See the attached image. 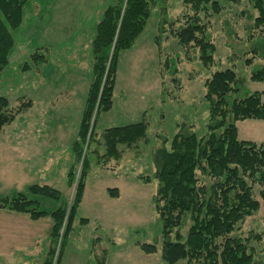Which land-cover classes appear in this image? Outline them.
I'll list each match as a JSON object with an SVG mask.
<instances>
[{"label":"rangeland","instance_id":"374dc122","mask_svg":"<svg viewBox=\"0 0 264 264\" xmlns=\"http://www.w3.org/2000/svg\"><path fill=\"white\" fill-rule=\"evenodd\" d=\"M37 1V16L27 15L22 29L16 34V49L7 67L0 71V96L9 98L13 110L23 99L33 101L31 107L20 112L0 131V196H10L14 192L29 194L30 185L48 184L61 190L64 198L71 202L81 171V163H75L72 156L71 145L78 134L92 80L91 41L94 26L111 0ZM218 1L223 6L220 13L211 8L201 13L216 45L211 66L202 64L198 50L186 52L171 34V21L182 18L183 0H155L146 27L133 47L121 53L113 107L100 113L95 131L100 136L105 128L144 119L148 122L149 142L141 148L139 157H136L137 148L124 147V155L118 164L111 162L101 166L93 161L95 158L91 159L93 163L86 179L84 199L63 250L61 264H99L97 254L104 248L108 251L106 264H167L161 256L162 222L153 201L158 181L153 179L145 183L139 179L140 175L152 176L155 172L153 149L164 137L169 140L168 146L182 123L193 125L199 137L208 133L210 113L204 83L216 70L233 68L238 73L243 80L238 97L264 91V81H254L250 77L264 61L255 58L251 65L245 62L253 57L250 50L255 39L250 35L258 11L250 0ZM163 20L166 21L165 28L160 32ZM225 20L229 22V28L225 27ZM177 25L178 22L174 24ZM42 47L48 61L38 65L39 69L23 71L22 64L29 59V54ZM237 126L240 139L264 142V120H241ZM96 147L98 143L92 142L90 150ZM15 159L24 164L25 170ZM72 166L76 180L71 186L67 173ZM116 187L120 196L114 198L107 188ZM261 189L256 186V197L261 204L259 210L246 217L235 234L252 236L250 246L254 247L255 257L264 261ZM38 198L41 209L57 207L58 203L51 198ZM26 217L18 229H23L26 246L40 253L49 243L52 219L32 220L27 214ZM81 217L88 218V223L81 224ZM189 225L190 221L182 233L186 234ZM256 234H261L262 238L256 239ZM97 238H100L99 242H95ZM8 241L10 245L20 243V239L13 236ZM136 242L154 243L157 252L147 254ZM17 259L12 262L39 264L41 256L31 255L27 249ZM177 264L188 263L183 259Z\"/></svg>","mask_w":264,"mask_h":264},{"label":"trees","instance_id":"16d2710c","mask_svg":"<svg viewBox=\"0 0 264 264\" xmlns=\"http://www.w3.org/2000/svg\"><path fill=\"white\" fill-rule=\"evenodd\" d=\"M154 1L111 0L94 26L92 80L78 134L71 145L75 163H81L72 201L66 200L61 190L48 184L30 185L29 194L14 192L10 196H0V209L27 214L32 220L52 219L47 239L49 243L43 247L39 264L61 263L67 239L74 230L93 161L101 166H108L111 162L118 164L124 155V147L137 148L136 157H139L141 148L149 142L148 122L144 119L105 128L100 136H97L95 127L100 113L113 107L120 55L133 47L146 27ZM250 1L258 15L251 26L253 33L250 38L255 42L250 50L253 57L245 60L247 65H251L255 58L264 61V0ZM37 3V0H0V71L7 67L16 49V34L22 29L27 15L37 16ZM183 4V12L187 8L189 12H182V18L175 19L177 26H174L175 20L171 21V34L186 52L198 50V58L209 67L215 60L216 45L210 38L207 21L201 13L210 8L220 13L223 6L218 0H183ZM224 22L229 28V22ZM164 23L165 20L159 27L160 32H164ZM228 34L233 35L229 31ZM158 38L156 42L159 43ZM47 61L44 48H37L23 62L22 70L39 69L38 65ZM174 72L176 75L177 68ZM250 77L254 81H264V64L260 63ZM174 80L178 81L177 77ZM204 84L210 113L208 133L199 137L193 125L182 123L168 146L169 140L164 137L161 144L153 149V175L139 176L145 183L153 179L158 181L153 201L162 222L161 256L167 264H177L183 259L188 264H264L255 257L254 247L250 246L252 236L235 234L245 218L260 208L256 186L262 188L260 195L264 199V142L240 139L237 126L241 120H264V91H253L238 97L243 89V80L233 68L216 70ZM32 103L31 99H23L13 110L9 98L1 95L0 131ZM92 142L98 143L95 150H90ZM92 158L95 159L92 161ZM67 179L72 186L76 180L73 166L67 173ZM107 191L111 197L119 196L117 187ZM38 197L55 200L57 207L53 210L41 209ZM88 221V218H80L81 224ZM188 221L187 232L182 233ZM254 237L260 240L262 235ZM99 241L100 238H97L95 242ZM136 244L147 254L157 252L154 243ZM107 254L106 248L97 254L99 264L107 263Z\"/></svg>","mask_w":264,"mask_h":264},{"label":"crops","instance_id":"0c3cea01","mask_svg":"<svg viewBox=\"0 0 264 264\" xmlns=\"http://www.w3.org/2000/svg\"><path fill=\"white\" fill-rule=\"evenodd\" d=\"M15 162H17L16 159ZM17 164L23 170H25L23 168L24 164L22 165V163L19 162H17ZM85 191H86V187H85ZM119 196H120V190H119ZM25 218H27L26 214L17 213L7 209H0V264H3L5 261H11V262L15 260L17 261L18 260L17 258L20 256V253L24 250L27 251V249H29V253L31 255L32 254L36 256L41 255L42 251L39 253L37 249H33L31 246H26L27 244H26V240H24L25 234H23L24 233L23 229L21 230L18 229V227L23 226L21 225V223H23L22 220L24 221ZM10 231L11 233H9ZM10 236H13L14 239L16 238L20 239V243L13 242V245H10V242L8 241ZM116 252L120 253L119 250H117ZM12 264L15 263L12 262Z\"/></svg>","mask_w":264,"mask_h":264}]
</instances>
